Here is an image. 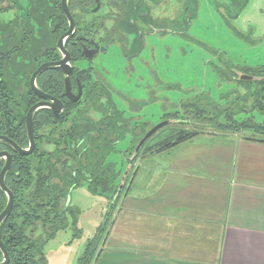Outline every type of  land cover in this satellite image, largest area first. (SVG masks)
Segmentation results:
<instances>
[{
    "label": "trees",
    "instance_id": "trees-1",
    "mask_svg": "<svg viewBox=\"0 0 264 264\" xmlns=\"http://www.w3.org/2000/svg\"><path fill=\"white\" fill-rule=\"evenodd\" d=\"M26 62L20 58L18 63H14V71L10 68L0 72V135L23 149L28 148L25 115L38 101L28 84L31 70H27ZM220 69L222 74L217 68V76L233 85L221 96L225 106L206 94H196V99L191 96L185 103L180 102V107H183L181 112L186 118L163 117L162 121L169 123L156 131L138 152H134V147L151 128L148 122L124 117L113 103L109 89L90 83L89 71L77 74L83 88L81 99L75 104L65 101L64 113L58 119L48 109L37 111L33 119L35 148L30 154L13 153L7 144L0 141V151H8L12 157V167L6 173L4 182L13 195V206L0 225V239L8 253V264H46L44 243L52 239L58 230L75 223L78 217L77 209L69 200L74 189L85 185L89 194L105 198L108 201L107 213L111 214L125 185L119 189V171L115 163L108 161V157L126 135L130 138L126 154L131 161L139 157V152L149 154L168 150L201 134L200 129L188 128L193 117L201 118L197 126L205 127V130L239 133V128H243L250 132L243 136L244 139L264 143L262 124L255 123L252 117L245 118L240 124L233 116L236 105L240 107L239 111L245 109L236 102L237 99L249 104V109H257L264 115V65L244 71ZM238 72L250 75L254 80H240ZM60 79L58 74L55 76L46 72L39 76L37 85L45 93L59 97L62 87L56 86L55 82ZM157 139L160 140L151 144ZM3 163L0 160V171ZM6 202L7 197L0 189V213ZM101 232L87 242L78 264H91Z\"/></svg>",
    "mask_w": 264,
    "mask_h": 264
},
{
    "label": "crops",
    "instance_id": "crops-1",
    "mask_svg": "<svg viewBox=\"0 0 264 264\" xmlns=\"http://www.w3.org/2000/svg\"><path fill=\"white\" fill-rule=\"evenodd\" d=\"M243 136L134 162L91 264H264V143Z\"/></svg>",
    "mask_w": 264,
    "mask_h": 264
},
{
    "label": "rangeland",
    "instance_id": "rangeland-1",
    "mask_svg": "<svg viewBox=\"0 0 264 264\" xmlns=\"http://www.w3.org/2000/svg\"><path fill=\"white\" fill-rule=\"evenodd\" d=\"M167 1L162 4L163 14L172 4L177 11L179 4L181 7L183 4V1ZM219 3V0H196V16L188 19L191 23L187 28L181 27L180 33L176 35H145L141 53L123 52L117 44L119 41H115L91 63L81 61L77 66L85 68L91 65L97 71L98 79L115 91L113 102L123 112V116L134 121L148 122L151 128L169 115L175 119L186 118L181 112L183 107H180V102L185 103L186 99L196 94H206L213 101L224 105L226 102L221 96L233 85L217 76V68L222 74L220 68L227 72L231 69L244 71L246 68L264 65V0H248L247 6L240 10L237 18L223 13ZM182 21L178 19L177 26H182ZM132 38L133 35H130L128 42ZM157 84L158 88L155 87ZM155 89L158 92L152 94L154 97L151 98L150 92ZM236 102L245 109L239 111L240 107L235 106V120L241 124L245 118L253 117L255 123L264 126L262 113L257 109H249V104L243 100L237 99ZM193 119L189 129H200L201 134L213 132L197 126L200 125V117ZM239 130L238 134L250 133L243 128ZM129 147L127 135L117 144L116 152L108 157L119 171L117 184L127 170L124 182L129 181L134 162L138 161L139 164L141 160H155L158 157L157 153L139 152L135 161L128 162L124 152ZM172 148L175 152V146ZM173 152L165 157L175 159L171 156ZM69 200L77 209L78 217L75 223L58 230L52 239L44 243L46 264H78L87 242L101 232L102 226L101 235L104 234L105 238L104 232L110 218L107 213L108 201L101 196L89 194L85 185L72 190Z\"/></svg>",
    "mask_w": 264,
    "mask_h": 264
},
{
    "label": "flooded vegetation",
    "instance_id": "flooded-vegetation-1",
    "mask_svg": "<svg viewBox=\"0 0 264 264\" xmlns=\"http://www.w3.org/2000/svg\"><path fill=\"white\" fill-rule=\"evenodd\" d=\"M173 1H178V3L183 1L182 7L180 4L178 6L180 11L175 10V5L172 4L171 6L168 5V10L164 11L163 14L162 4L164 2L168 3L167 0H65V9L64 0H0V72L3 73L6 70H10V68L14 71L13 66L15 62L18 63L20 58L27 60L28 62H26V65L28 67L26 68L27 70H31L28 80L31 89L30 79L33 73L44 64H55L39 73L35 78V83L37 85L39 76L46 72H52L55 76L56 74L59 75L61 81L57 80L55 82L56 86L62 87L59 97L51 93H45L38 85L37 87L45 95L57 98L61 101L63 109L60 116L64 113L65 101L70 104H75L82 97L83 88L77 75L82 71L90 72V83L93 82L97 85H104L107 87L113 101L115 91L103 80L98 79L96 74L97 71H94L91 65L80 68L77 66V63L80 64L81 61L91 63L101 53L106 52L107 47L110 44H114L115 41H119L117 44L120 45L119 48L123 52L131 53L133 51L135 53H141L142 41L145 35L160 36V34L164 35L166 33H170L171 35L179 34L181 27L187 28L191 23V20L188 19L195 18L196 0ZM219 1L220 3L218 6L223 13L227 14L228 17L235 16L236 18L239 15L238 13H241L248 4V0ZM178 19H183L182 26H177ZM71 21L73 28L70 33L67 34ZM167 24L172 27L167 26ZM130 35H133V38L128 42ZM60 40H62V48L59 47ZM25 45L28 46L29 49L24 48ZM29 45L32 50H30ZM133 46L135 47L134 49ZM38 49L39 51L37 52ZM64 51L68 59L61 64V61L66 58ZM88 56H93V58L91 60L86 59L85 57ZM240 75L247 74L238 72V79H240ZM66 79H68V82ZM155 87L158 88L159 84ZM79 88L81 90L80 97L76 101H72L70 98H74L79 94ZM156 92H158L157 89L150 92L151 98L154 97L152 94ZM65 93L68 95L66 96ZM34 95L38 98L36 103L42 101L35 93ZM40 109H48L53 115L51 109L47 107ZM28 111L25 115V128ZM37 111L34 113L33 119ZM53 117L55 119L59 118H56L54 115ZM140 122L147 123L144 121ZM33 139L35 148L34 128ZM128 139L130 144L129 136ZM141 139H139L138 143ZM148 139L144 141L137 151L134 150V152H138L144 148ZM159 140L160 139H157L151 144ZM12 142L15 143L14 141ZM3 143L7 144L13 153L22 155L15 152L8 143ZM138 143L135 145L134 149ZM117 144L115 146H117ZM17 146L22 150H28L29 142L28 148L26 149L21 148L19 145ZM3 152L11 156V153L8 151H0V153ZM126 152L127 151L124 152V158L129 162L131 157L128 158L129 155H127ZM0 160L4 161V167L6 161L5 156L0 157Z\"/></svg>",
    "mask_w": 264,
    "mask_h": 264
},
{
    "label": "water",
    "instance_id": "water-1",
    "mask_svg": "<svg viewBox=\"0 0 264 264\" xmlns=\"http://www.w3.org/2000/svg\"><path fill=\"white\" fill-rule=\"evenodd\" d=\"M65 0H64V9H65ZM66 11V10H65ZM68 15V14H67ZM73 28V24L72 21L70 22V28L67 34L70 33V31ZM62 40L59 41V47L62 48L61 45ZM65 53V51H64ZM66 58L65 60L61 61V64H63L67 59L68 56L65 53ZM86 59H92L93 56H88L85 57ZM55 64H44L41 67H39L31 76L30 79V86L32 91L39 97L42 99V101L36 103L35 105H33L26 116V132H27V138H28V142H29V149L28 150H22L20 149L15 143H13L11 140H9L7 137L4 136H0V141L6 142L8 143L15 152L22 154V155H26L29 154L33 148H34V139H33V127H32V120H33V115L34 113L39 110L40 108H49L51 109L53 115L58 118L62 112L63 109V105L61 103V101L57 98L45 95L43 92H41V90L37 87L36 83H35V78L36 76L41 73L42 71L46 70L49 67L54 66ZM240 79L244 80V81H251L254 80V78L252 76H248V75H240ZM66 81L68 82V79H66ZM69 85V84H68ZM69 87V86H68ZM69 92V89H68ZM80 93L81 90L79 88V94L74 97V98H70L72 101H76L79 97H80ZM65 95L67 96L68 94L65 93ZM169 121H162L160 124L154 126L152 129H150L145 136L141 139V141L138 143V145L135 148V151H137L141 145L144 143V141L146 139H148L149 137H151L158 129H160L161 127L165 126L166 124H168ZM4 157L6 158L4 167L2 169V171L0 172V189L5 193L6 197H7V202H6V206L3 209V211L0 213V225L3 223V221L7 218V216L10 214L11 210H12V206H13V195L12 193L7 189L5 183H4V177L5 174L11 169V156L8 153H0V157ZM128 172V170H127ZM127 172H125L122 176V178L120 179V186L119 189L123 188L124 185V179L125 176L127 174ZM0 252L2 254V260L0 261V264H8V253L0 239Z\"/></svg>",
    "mask_w": 264,
    "mask_h": 264
}]
</instances>
